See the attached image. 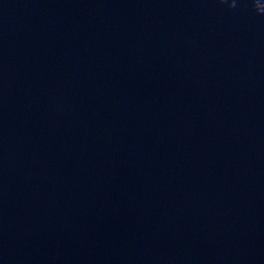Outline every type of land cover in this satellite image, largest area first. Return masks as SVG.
Returning a JSON list of instances; mask_svg holds the SVG:
<instances>
[{"label":"water","instance_id":"water-1","mask_svg":"<svg viewBox=\"0 0 264 264\" xmlns=\"http://www.w3.org/2000/svg\"><path fill=\"white\" fill-rule=\"evenodd\" d=\"M0 264H264V0H0Z\"/></svg>","mask_w":264,"mask_h":264}]
</instances>
